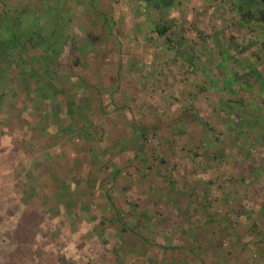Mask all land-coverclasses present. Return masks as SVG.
Listing matches in <instances>:
<instances>
[{
    "label": "rangeland",
    "instance_id": "374dc122",
    "mask_svg": "<svg viewBox=\"0 0 264 264\" xmlns=\"http://www.w3.org/2000/svg\"><path fill=\"white\" fill-rule=\"evenodd\" d=\"M257 6L264 8L263 0ZM42 15L40 38L51 46L43 33L49 18ZM230 15L211 21L218 26L215 42L206 34L198 41L226 46L237 63L254 64L251 70L264 65L262 22ZM28 21L22 19L23 28ZM77 22L70 21L71 33L52 45L56 64L48 69L62 82L79 76L66 82H74L78 104L92 112L79 115L74 108L62 121L75 146L80 140L88 144L87 154L75 153L78 175L66 198L70 212L57 211L49 226L43 214L27 211L20 242L0 250V264H264V95L235 84L231 93L206 89L185 98L188 84L178 80L179 68L170 67V81L153 80L147 46H138L135 56L126 45L130 35L115 36L121 46L84 44L87 36ZM170 31L163 40L178 46ZM19 56L32 73L33 50ZM8 58L17 56L11 50ZM134 58L138 68L130 73L125 66ZM97 66L117 83H106L108 92L90 104L88 90L101 88ZM161 73L155 69L154 75ZM101 102L106 110L98 116ZM35 236L40 241L33 242Z\"/></svg>",
    "mask_w": 264,
    "mask_h": 264
},
{
    "label": "crops",
    "instance_id": "0c3cea01",
    "mask_svg": "<svg viewBox=\"0 0 264 264\" xmlns=\"http://www.w3.org/2000/svg\"><path fill=\"white\" fill-rule=\"evenodd\" d=\"M0 2L3 4L0 7V250L9 247V244L20 242V227L26 221L27 211L43 214L49 226L56 223L57 211L61 210L66 215L70 212L66 198L78 175H74L75 153L87 154L88 144L80 140L75 146L73 138L68 137V122L62 121L74 113V108L79 115L92 113L90 106L78 104L79 96L73 91L74 80L80 79L79 76L76 79L75 76L63 77L65 82H62L60 76L58 78L53 75L52 70H48L56 64L50 57L56 50L52 45H56L60 35L71 33L68 30L70 21H78L76 25L79 33L87 36L84 44L121 46L122 41L115 36L130 35L133 39L126 45L132 47L135 56H140L136 52L138 46H147L149 61L146 60V63L148 61L153 80L170 81L173 78L172 72H175L172 69L179 68L181 78L178 80L188 84V89H184L185 95H182L185 98L199 97L201 90L206 89L214 94L218 90L231 93L235 84L245 91L256 92L260 98L264 95V77L257 80L255 76L257 72L264 74V65L253 69V72L251 67L254 68V64L249 60L237 63L234 52L227 51L226 46H216L215 43L203 45L198 41V35L206 34L210 41L213 39L215 42L218 26L216 21H211L218 14L232 18L230 14L236 12L242 20L247 19L243 14L247 8L244 0ZM4 3H7V7ZM26 9L28 10L25 11ZM42 12L44 17L49 18L43 33L50 38L53 43L51 46H45L40 38ZM26 17L29 26L23 28L21 22ZM63 17L65 21H62ZM208 18L210 24H207ZM170 29L178 37V46H172L170 38L163 40L171 32ZM262 33L264 35L263 31ZM32 39L34 42H31ZM10 41H15L17 46H9ZM27 48L32 49L35 54L28 64L34 67L29 74L25 68L26 61L19 56ZM11 50L17 56L16 59L8 58V51ZM219 51L223 52L221 56L225 55L224 59H219ZM133 53L130 57H133ZM48 54L49 58H46ZM166 55L170 59H166ZM138 64L134 58L131 63L127 61L125 67L133 73ZM115 65L121 68L124 65L122 59H118ZM262 66L263 70L260 68ZM155 69L162 72V75H154ZM98 70L97 78L101 88L96 84L94 89L88 90V103L92 98L104 97L105 91L109 90L106 83H117L110 72H102L100 67ZM69 78L74 82L67 84L66 80ZM259 82L262 88L256 87ZM219 84L221 85L218 86ZM82 86L86 88L89 85L82 83ZM101 105L102 102L97 107L98 116L106 110ZM261 115L258 112V116ZM80 130H83L82 127ZM41 226V221L36 223L38 229ZM15 232L17 236L13 235ZM33 239V242L40 241L36 236Z\"/></svg>",
    "mask_w": 264,
    "mask_h": 264
},
{
    "label": "flooded vegetation",
    "instance_id": "af4514ba",
    "mask_svg": "<svg viewBox=\"0 0 264 264\" xmlns=\"http://www.w3.org/2000/svg\"><path fill=\"white\" fill-rule=\"evenodd\" d=\"M257 2H260V0H251L250 5L246 8V12H243V14L247 16V19L261 21L262 31L264 32V8L257 6Z\"/></svg>",
    "mask_w": 264,
    "mask_h": 264
},
{
    "label": "trees",
    "instance_id": "16d2710c",
    "mask_svg": "<svg viewBox=\"0 0 264 264\" xmlns=\"http://www.w3.org/2000/svg\"><path fill=\"white\" fill-rule=\"evenodd\" d=\"M250 3H251V0H244L245 7H248L250 5ZM161 31H164V29ZM255 76H256V78H258L257 80H262L264 77V74L257 72ZM250 86H252V85H250ZM256 87L262 88L263 86H262L261 82H259Z\"/></svg>",
    "mask_w": 264,
    "mask_h": 264
}]
</instances>
